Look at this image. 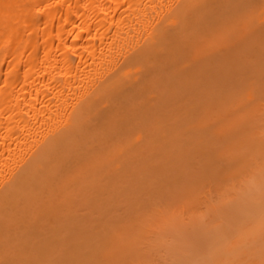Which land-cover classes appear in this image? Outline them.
<instances>
[{
	"label": "bare ground",
	"instance_id": "obj_1",
	"mask_svg": "<svg viewBox=\"0 0 264 264\" xmlns=\"http://www.w3.org/2000/svg\"><path fill=\"white\" fill-rule=\"evenodd\" d=\"M257 11L258 15L255 19L252 13L255 15ZM235 22L241 27H248L244 29L247 30L248 35L253 34L256 39H264V0H0V264L7 263L9 258L15 264L18 261L21 262L22 255L23 257L32 256L35 263L44 262L45 264L51 261L50 257L56 245L61 243L60 246H65L63 245L65 241H62L63 238L60 239V234L58 239L57 235L46 233L48 229L50 231L48 225L55 222L56 216L65 217L64 213L60 214L64 211V207L66 211L68 210L66 214L72 213L69 212V208L74 201L71 202L75 196L74 192L78 187L80 189L83 183L85 187L87 186L86 189L88 188V176H91V173L96 174V178L93 177L98 182L104 180L103 182L106 181L109 186L112 179H117L114 170L118 169L117 173L121 171L118 159L120 155L125 156L123 159H126L135 169L134 162L132 164L129 160L136 157L137 151H142L143 148L141 149L138 143L145 141V146L148 143L150 145L158 143L154 147H158L156 149L161 151L163 146L159 136L166 137L169 125L165 128L164 123L168 124V120L171 119L170 117L167 119L169 115L164 112L165 99L169 96L167 92L169 78L174 76L176 71L193 64V54L198 49L196 45L199 41L202 42L200 38L204 36V33L205 37H210L211 34L207 32L229 29L232 25L236 26ZM240 26L236 28L239 29ZM256 50L257 47L253 51L256 52ZM256 55H258L257 52ZM254 71H251L252 76L259 74L260 77L262 76L261 78L258 76L259 79L264 78L263 74L261 75L262 70L261 73L256 70L258 74ZM192 74L191 72L190 75ZM181 76V79L187 78L184 75ZM249 76L245 80L252 79L253 84L246 89L250 90L247 95L252 98L259 79ZM260 83L264 84V79ZM260 83L258 85L262 87L260 86L257 90L262 89V92L258 91L260 93L258 96L264 95V85ZM195 89L197 90L196 86ZM207 94L206 92L204 97L208 98ZM206 100L205 103H208ZM199 103L195 105L200 106ZM209 107L208 110H211ZM200 111L203 113V110ZM151 112L164 115L159 119L158 125H154L153 122L149 124V121L145 122L147 114ZM140 127L147 130L146 134ZM156 133L159 135L157 136ZM252 147L250 149L254 152ZM259 164L256 167L257 175L252 174V176L258 179L261 177L260 179L264 181V174L261 172L264 170H261L263 167L259 169ZM139 172L141 173V170ZM252 176L251 178L249 176L250 180L257 179ZM242 178L240 179L243 182L242 195H245L243 201L248 204V197L252 193L249 190L252 191L257 186L253 187L249 184L247 186L245 183L248 178L245 177L243 179H247L245 181ZM110 186L115 187V184L112 183ZM98 194L99 192L96 196ZM237 197L239 196L236 195V200ZM99 200L101 203L100 198ZM233 203L234 201L232 205H235ZM117 206L120 205L117 204ZM238 209L241 208H236V212ZM58 211H60L59 215H57ZM239 213L242 214V212ZM60 220L59 223L56 222L60 224ZM63 220L67 224L70 218L66 217ZM101 222L104 221L101 219ZM54 228H57L56 225H53L52 231L58 230ZM71 230L70 233L75 232ZM59 231L62 232V230ZM85 240L88 241V239ZM229 241L231 242L230 239ZM79 243L81 244L80 241ZM70 244L68 242L67 245ZM116 244H119L118 241ZM241 244L243 245V242ZM84 247L82 246L80 250ZM9 260V264L13 262ZM103 261L105 262V259ZM175 261L177 263L179 259Z\"/></svg>",
	"mask_w": 264,
	"mask_h": 264
},
{
	"label": "rangeland",
	"instance_id": "obj_2",
	"mask_svg": "<svg viewBox=\"0 0 264 264\" xmlns=\"http://www.w3.org/2000/svg\"><path fill=\"white\" fill-rule=\"evenodd\" d=\"M257 15L258 11L255 12V15L252 13L255 19H257ZM235 23V28L240 26L239 23ZM232 27L233 25L229 28L230 32L228 28V31L225 29L220 32H207V34H211L213 37L207 35V37H205L204 33V36L202 35L200 38L202 42H198L196 45L198 49L193 54L194 58L192 63L194 65L192 64L183 70L180 69V71H176L174 74L177 76L174 75L169 78V85L167 87L169 96L165 99L164 112L169 115L167 119L169 117L171 119L168 120V124L164 123L165 128L167 127L166 125H169V127H167L168 133L166 137L159 136L162 141L161 145L163 146L161 151L159 152L158 149H156L158 147H154L157 146L158 143L157 145L156 143H154L155 145H150L148 143L146 144L147 146H145V141L138 143L140 148H143L142 151H137L135 154L136 157L133 158V160H129V162L132 161V164L134 162L133 166L136 167V171L126 159H123L125 156L123 157L120 155L118 159L120 160L119 165L122 172L119 171L121 172V174H119V172L117 173L116 171L118 169L114 170L115 176H117V179L120 181L112 179L113 182L111 180V182L115 184V187H111L114 185L110 186V184H112L111 182L109 184L110 187L107 186L106 181L103 182L104 180L98 182L95 179L96 174L92 175L91 173V176H88V188L86 189L87 186L85 187L83 183L81 184V188L79 189L78 187L74 192L75 196H73V198L75 197V199L72 198L71 200V202L74 200V205L72 202V204H70L71 207L69 206V212L72 213L66 214L68 210L66 211L64 206H62V208L64 207V211H61V213L58 211L57 215H59V213H64L65 217L61 216V218L64 219L69 217L70 221L66 224L63 219L56 216V218L58 217L57 219H61L60 224H58L59 220L55 218L54 221L58 223L56 222L57 224H55V222H53L48 225L50 231L48 229L46 233H49V235H57L56 238L58 239L61 236L60 239L63 238L64 240L62 241H65V243L68 244L69 242V244H74L68 246L64 243L63 245L65 246H60L62 245L60 243L56 245L51 255L52 257H50V259L52 258L51 261L49 260V262H45V264H109V262L110 264H171V262L173 264H222V262L223 264H226V262L227 264H240L241 262L243 264H264V181L260 179L261 177H259V179L262 182L258 177L252 176V174L256 173L258 169L256 168L257 164L260 162L258 167L259 169L263 167L261 170H264V140H261L264 139V95L261 93L263 96H258L260 94L258 91L262 92V89L257 90L261 86L258 84L264 79H259L260 75L257 72L259 71V73H261L260 71L262 70L261 75L263 74L264 76V39H256L253 34L248 35L247 30H244L246 28L244 26H240L239 29L236 28L237 30ZM246 29H248V27ZM208 38L210 40H208ZM259 45L261 47H259ZM236 46L237 48H235ZM256 47L258 55L253 51ZM262 53L263 55H261ZM255 56H257V58ZM257 64L260 65V67ZM193 66L195 67L192 68ZM251 71L256 72L259 77L255 76L256 74L252 76L253 72L251 73ZM180 72L182 74L179 75ZM191 72L193 73L192 76L190 75ZM181 75H186L185 77L187 78L181 79ZM248 76L254 79L258 77L256 79H259L258 81L256 80V87H258L256 90L254 88L255 92L252 98H249L247 95V92L250 90L246 88L252 87L253 84L252 79L248 78L250 81L245 80ZM206 81H209L210 84ZM206 92L208 93V98L212 96L210 99H208L207 96L204 97ZM243 92L246 93L244 94ZM205 100L208 103H205ZM198 103L201 107L203 104L202 109L199 105H195ZM208 107L211 110H208ZM200 110H203V113ZM204 111L206 112L204 113ZM163 116L164 115L160 113L155 114L151 112L149 115L147 114L145 122L149 121V124L153 122L154 125H158L159 119ZM165 118L166 116L162 120L164 121ZM142 121L144 123V120ZM169 128L171 129L169 130ZM140 129L146 134L147 130L144 127H140ZM156 134L157 136L159 135L158 133ZM145 147L147 148L145 149ZM251 147L254 148L255 153L250 149ZM140 148L138 146V149ZM260 149L262 152H260ZM240 151L242 152V157ZM154 152H156V154ZM138 153L139 155H137ZM136 162L138 164H136ZM109 169L111 171L112 166ZM140 170L142 174L139 172ZM261 172L264 174V171ZM138 173L141 174V176H139ZM244 175L248 178V181L245 183L247 186L248 184L253 187H255V185L257 186L256 188L250 186V188L252 187L253 189L252 191L249 190V192L252 193L249 197L247 196L249 199L248 204L244 203L243 198H245V195H242L243 182H241L240 179ZM256 175L257 174H255V176ZM93 176H95V178ZM127 176L131 178L129 179ZM249 176L250 178L252 176V178L257 179L252 181ZM245 177H243L242 180ZM258 181L259 183H255ZM104 185H106L107 189ZM129 186L131 187L129 188ZM247 186H245V188ZM95 188L99 189L96 190ZM112 190L115 192V195L113 192H110ZM108 191L110 192L109 195ZM97 192H99V194L96 196ZM129 194L131 196H129ZM236 195L241 199L237 197L238 199L236 200ZM105 196L107 198L111 197L107 199ZM112 197L113 199L117 197L115 200L116 202ZM133 197H135L134 200H132ZM99 198L101 199V203ZM79 199L84 201V203ZM119 200L121 202H119ZM97 201L99 203H97ZM233 201L235 205H232ZM76 202L77 204H75ZM117 204L122 206H117ZM237 205H239V207H237ZM208 206H210V208H208ZM62 208H59V210H62ZM236 208H241L238 209V211L241 210L239 212H242V214L238 211L236 212ZM214 209L217 210H215L217 213H215ZM91 213L94 215L92 216ZM236 213H238L239 216ZM103 215L104 217H102ZM89 216H92L93 219L92 217L89 218ZM100 218L104 222H101ZM71 220L73 222H71ZM62 221L64 222L62 223ZM53 225H56L57 228L60 225L62 226L59 227L61 229L58 228L57 231H52ZM66 226H68V229ZM80 226L83 227L84 230ZM47 228L48 227H46V229ZM65 229L67 230L65 231ZM69 229L73 231L76 230L74 233H70ZM59 230H62V232ZM54 232L56 233L54 234ZM58 234H60V236H58ZM67 239L69 240L66 242ZM85 239H88V241ZM90 239L92 240L90 241ZM101 239L105 240L101 241ZM109 239L113 241L111 242ZM117 241L119 244L115 245ZM242 242L243 245L241 244ZM89 245L92 247H89ZM82 246L84 248L80 250ZM111 246L114 250L111 249ZM97 250H99V252ZM63 256H65L66 259ZM24 257L22 255V261L20 256L21 262L18 261L17 263L40 264L35 263V259L32 256L33 259L30 256H26L25 259ZM201 258H203V260ZM9 259H7V263L5 264H9ZM102 259H105V262ZM109 259L113 261L111 262ZM178 259L179 263H176L175 260ZM66 260H69V262ZM12 263L15 264L14 261ZM42 264H44V262Z\"/></svg>",
	"mask_w": 264,
	"mask_h": 264
}]
</instances>
